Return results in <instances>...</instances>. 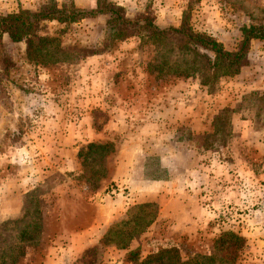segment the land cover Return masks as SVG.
<instances>
[{"label": "rangeland", "instance_id": "rangeland-1", "mask_svg": "<svg viewBox=\"0 0 264 264\" xmlns=\"http://www.w3.org/2000/svg\"><path fill=\"white\" fill-rule=\"evenodd\" d=\"M109 1L159 28L177 27L188 11L193 31L228 51L240 26H264V0ZM51 2L95 0H0V16ZM105 19L43 23L37 35L52 42L38 63L24 43L0 41V264H130L128 251L169 247L183 259L210 256L227 231L244 239L229 264H264V41L250 43L237 74L206 80L202 52L175 40L109 42ZM220 109L230 111L222 141L210 136ZM105 142L114 146L110 178L95 191L77 153ZM90 158L88 171L98 172ZM128 180L162 191L149 202L156 218L127 249L103 247L104 229L140 204L123 206ZM121 207L122 217L103 225Z\"/></svg>", "mask_w": 264, "mask_h": 264}, {"label": "trees", "instance_id": "trees-1", "mask_svg": "<svg viewBox=\"0 0 264 264\" xmlns=\"http://www.w3.org/2000/svg\"><path fill=\"white\" fill-rule=\"evenodd\" d=\"M105 16L106 40L109 42L135 37L142 43H163L166 40H175L181 48L194 53L202 52V70L206 80L218 77H231L247 64V52L252 41H264V26L249 25L238 28V39L233 50H226L221 43L211 36L193 31L189 23L188 11L181 15L177 27L159 28L148 15H137L131 19L126 18L121 7L109 0H95L92 7L81 8L70 4L57 7L54 3H48L35 11L19 10L17 13L0 16V41L3 36L11 43H24L25 55L33 63H38L44 46L52 42V39L37 35L43 23L55 22L59 25H67L85 19H94ZM205 84V83H204ZM230 111L220 109L212 117L210 136L223 139L227 129V119ZM113 143H88L77 153L80 165L85 171V180L92 184L98 191L110 174L105 165H110V154H113ZM94 155L99 159L98 172L88 171V160ZM94 158H90L93 161ZM88 162V163H87ZM90 172V173H89ZM93 172V173H92ZM156 211L152 203H140L131 206L126 211L125 219L113 222L104 229L99 239L103 247L127 249L129 242L143 233L155 220ZM244 239L239 235L227 231L222 232L213 241V252L210 256H191L181 258L175 247L158 249L155 252L138 257L137 251H128L127 257L130 264H214L217 254L225 252L226 256L221 260L224 264L232 263L237 253L243 248ZM94 247L84 251L83 255L90 254ZM227 259V260H226ZM228 262V263H227Z\"/></svg>", "mask_w": 264, "mask_h": 264}, {"label": "crops", "instance_id": "crops-1", "mask_svg": "<svg viewBox=\"0 0 264 264\" xmlns=\"http://www.w3.org/2000/svg\"><path fill=\"white\" fill-rule=\"evenodd\" d=\"M136 182L137 181H130V180L126 182V184H128V186L126 185L128 194H126V198H125L127 203H123V206L124 204L128 205L130 202H133V201H135L136 203H147V202L156 201L157 199H160V197H162L161 195L162 191H159V188L157 189V191H151V190L147 191L144 188L145 186H147L148 182H144V181L138 182V183ZM163 209L164 207L162 206L161 210ZM125 210H126V207L125 208L121 207V209H119L116 213L108 214L107 218H105V220H102L101 222H103V225H108L111 222L117 220L118 218H121ZM94 228H96L95 224L87 228L86 230L87 232H92L94 231ZM87 243H88L87 246L92 245L90 240L87 241Z\"/></svg>", "mask_w": 264, "mask_h": 264}]
</instances>
